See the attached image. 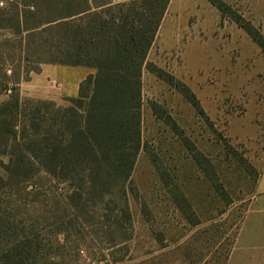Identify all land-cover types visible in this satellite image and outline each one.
Returning a JSON list of instances; mask_svg holds the SVG:
<instances>
[{
    "label": "trees",
    "instance_id": "1",
    "mask_svg": "<svg viewBox=\"0 0 264 264\" xmlns=\"http://www.w3.org/2000/svg\"><path fill=\"white\" fill-rule=\"evenodd\" d=\"M208 1L264 54L258 29L225 2ZM170 2L5 0L0 7V31L12 32L0 40V93L10 91L0 104V264H62L83 248L96 261L121 262L115 255L133 239L128 201L142 149V77L148 70L164 78L148 56ZM44 64L95 73L69 106L22 100L20 83ZM177 86L197 107L190 89ZM99 247L113 262L92 252Z\"/></svg>",
    "mask_w": 264,
    "mask_h": 264
},
{
    "label": "rangeland",
    "instance_id": "2",
    "mask_svg": "<svg viewBox=\"0 0 264 264\" xmlns=\"http://www.w3.org/2000/svg\"><path fill=\"white\" fill-rule=\"evenodd\" d=\"M221 1L264 35V0ZM11 33L0 31V40ZM148 62L164 78L143 72L142 149L128 201L133 239L115 258L119 264H264L260 47L208 0H171ZM9 95L3 90L0 104ZM68 100L58 105L69 106ZM82 252L66 254L62 264H110ZM92 252L113 262L105 248Z\"/></svg>",
    "mask_w": 264,
    "mask_h": 264
},
{
    "label": "crops",
    "instance_id": "3",
    "mask_svg": "<svg viewBox=\"0 0 264 264\" xmlns=\"http://www.w3.org/2000/svg\"><path fill=\"white\" fill-rule=\"evenodd\" d=\"M124 1L126 0H113L114 3ZM80 68H83L84 71H80ZM92 71L95 72L94 69L86 67L44 64L39 73L19 85L20 97L32 100H50L57 104L63 100V97L76 98L80 84L88 75L93 74ZM76 72L80 74L77 80L74 77Z\"/></svg>",
    "mask_w": 264,
    "mask_h": 264
},
{
    "label": "built area",
    "instance_id": "4",
    "mask_svg": "<svg viewBox=\"0 0 264 264\" xmlns=\"http://www.w3.org/2000/svg\"><path fill=\"white\" fill-rule=\"evenodd\" d=\"M5 6V1L4 0H0V7H4Z\"/></svg>",
    "mask_w": 264,
    "mask_h": 264
}]
</instances>
